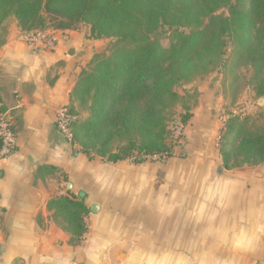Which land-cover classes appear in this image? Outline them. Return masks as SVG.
<instances>
[{
  "label": "crops",
  "instance_id": "crops-1",
  "mask_svg": "<svg viewBox=\"0 0 264 264\" xmlns=\"http://www.w3.org/2000/svg\"><path fill=\"white\" fill-rule=\"evenodd\" d=\"M2 31L0 113L15 147L0 158V264H264V161L223 166L215 140L229 115L206 104L196 120L191 110L188 127L197 122V135L211 141L188 148L165 174L151 160L88 158L56 129L55 112L67 105L77 120L87 117L70 92L106 39L89 37L83 23L48 24V41L30 44L14 17ZM237 122L229 142L254 131ZM69 192L89 209L79 243L47 208Z\"/></svg>",
  "mask_w": 264,
  "mask_h": 264
},
{
  "label": "trees",
  "instance_id": "trees-1",
  "mask_svg": "<svg viewBox=\"0 0 264 264\" xmlns=\"http://www.w3.org/2000/svg\"><path fill=\"white\" fill-rule=\"evenodd\" d=\"M10 17L24 33L83 23L89 37L112 41L93 55L70 92L71 101L88 113L72 123L71 144L88 158L139 163L170 155L163 110L177 97L173 88L225 64L228 48L250 62L256 92L264 94V0H0V41ZM238 125L235 116L228 117L219 130L223 166L236 157L263 162L264 126L240 131L229 142ZM47 208L69 232V242L83 239L89 209L82 197L60 194Z\"/></svg>",
  "mask_w": 264,
  "mask_h": 264
},
{
  "label": "rangeland",
  "instance_id": "rangeland-1",
  "mask_svg": "<svg viewBox=\"0 0 264 264\" xmlns=\"http://www.w3.org/2000/svg\"><path fill=\"white\" fill-rule=\"evenodd\" d=\"M111 42L110 39H106L105 46L109 47ZM223 59L225 64L215 71L206 75H195L188 81L179 82L173 88L177 97L174 102L167 103L163 110L169 128L180 121L184 114L192 116L191 110L195 111L198 120L206 104L209 105V112L215 115L235 116L236 121L237 119L247 121L254 131H259L264 126V94L259 95L256 92V82L252 77L250 62L244 57L239 59L238 53L231 48L227 49ZM196 125L197 122H194L190 128L188 122L183 124V134L180 139L170 140L172 145L170 155H161V159L158 160H146L160 164L162 173H168L171 161L186 157L188 148L192 151L191 149L197 144L211 141L206 135H197ZM218 141L219 138L215 140L217 148ZM241 160V157L233 158L232 165ZM163 239H168V235L165 234Z\"/></svg>",
  "mask_w": 264,
  "mask_h": 264
},
{
  "label": "built area",
  "instance_id": "built-area-1",
  "mask_svg": "<svg viewBox=\"0 0 264 264\" xmlns=\"http://www.w3.org/2000/svg\"><path fill=\"white\" fill-rule=\"evenodd\" d=\"M24 40L27 43H44L48 41L46 33L41 30H33L27 32L24 35ZM77 120L75 113L71 111L69 106L61 105L56 109L55 112V126L59 133L65 138V140L71 143L72 132L71 125ZM183 124L178 121L172 125L170 130V139L175 141L179 140L183 134ZM15 147V132L12 126V122L5 115L0 113V158L9 155ZM161 155L147 156L146 159H161ZM86 222V219H85Z\"/></svg>",
  "mask_w": 264,
  "mask_h": 264
},
{
  "label": "water",
  "instance_id": "water-1",
  "mask_svg": "<svg viewBox=\"0 0 264 264\" xmlns=\"http://www.w3.org/2000/svg\"><path fill=\"white\" fill-rule=\"evenodd\" d=\"M92 209V207H90Z\"/></svg>",
  "mask_w": 264,
  "mask_h": 264
}]
</instances>
